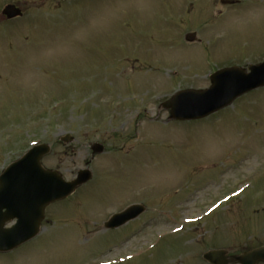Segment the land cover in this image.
<instances>
[{
  "label": "rangeland",
  "instance_id": "obj_1",
  "mask_svg": "<svg viewBox=\"0 0 264 264\" xmlns=\"http://www.w3.org/2000/svg\"><path fill=\"white\" fill-rule=\"evenodd\" d=\"M220 1L0 0V172L44 143L50 154L42 165L70 180L90 159V143L107 147L89 167V185L54 207L52 224L0 255V264H97L136 249L153 228L132 241L136 221L113 231L103 223L138 192H153L169 218L194 222L180 224L172 246L144 255L146 264H177L179 254L178 264H204L200 251L222 246L234 255L264 241V89L204 120L167 122L158 111L175 90L207 88L214 65L239 66L232 60L264 50V0L224 10ZM7 4L22 17L6 21ZM191 32L201 45L185 42ZM56 101L62 111L50 113ZM64 135L73 141L59 143ZM251 182L242 198L209 213Z\"/></svg>",
  "mask_w": 264,
  "mask_h": 264
},
{
  "label": "water",
  "instance_id": "obj_2",
  "mask_svg": "<svg viewBox=\"0 0 264 264\" xmlns=\"http://www.w3.org/2000/svg\"><path fill=\"white\" fill-rule=\"evenodd\" d=\"M4 14L8 19L20 16V12L12 6L7 7ZM250 70L252 71L250 75L237 70L221 71L212 77L210 90L179 93L163 107L170 110L172 119L203 118L229 105L238 96L264 86V65ZM93 151L94 154L101 153L102 147L95 145ZM48 152L47 146L35 148L0 176V197H9L10 192H6L7 189H13L14 195L16 190H20L17 195L27 196L22 206L26 210L24 212L27 218L23 216L20 223L18 222L10 231H3L0 228V251L11 250L36 236L45 208L55 201L70 196L78 187L91 179L89 171H81L75 181L65 183L58 173L44 170L40 161ZM133 211V208L129 209L121 218L126 220L127 214H131L129 219L133 218L137 214L132 215ZM218 255L220 254H208L204 259L211 264H219ZM248 255L238 259V262L248 264Z\"/></svg>",
  "mask_w": 264,
  "mask_h": 264
},
{
  "label": "flooded vegetation",
  "instance_id": "obj_3",
  "mask_svg": "<svg viewBox=\"0 0 264 264\" xmlns=\"http://www.w3.org/2000/svg\"><path fill=\"white\" fill-rule=\"evenodd\" d=\"M263 223H264V217H263ZM264 246V241H263V243H259V242H257L256 244H254L253 246H252V248H250V250H257V249H259V248H262ZM252 263L253 264H264V259L263 260H256V259H254L253 261H252Z\"/></svg>",
  "mask_w": 264,
  "mask_h": 264
}]
</instances>
